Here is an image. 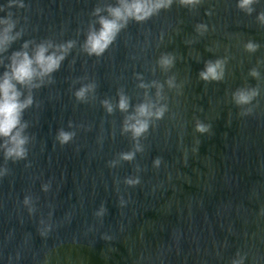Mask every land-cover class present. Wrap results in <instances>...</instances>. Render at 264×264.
<instances>
[{
	"label": "water",
	"instance_id": "95a60500",
	"mask_svg": "<svg viewBox=\"0 0 264 264\" xmlns=\"http://www.w3.org/2000/svg\"><path fill=\"white\" fill-rule=\"evenodd\" d=\"M22 2L24 8H6L9 0H0V17L12 12L23 30L0 54V74L25 41L77 43L53 82L33 90L24 113L33 138L28 157L8 161L0 178V264H231L240 257L264 264V27L256 19L264 0L251 15L237 0H202L194 9L174 3L145 22L130 21L101 57L81 45L94 9L116 0ZM248 41L259 45L255 53L245 51ZM164 53L176 57L167 72L157 64ZM225 57L223 81L199 80L206 61ZM137 75L164 84L168 112L141 138L143 151L133 161L111 167L133 141L121 134L127 113L108 114L101 101L115 106L122 90L131 112L145 99ZM172 76L179 89L167 87ZM93 82L95 98L78 102L74 92ZM256 86L259 96L245 106L251 114L240 115L232 93ZM147 91L155 99V88ZM197 120L211 131L197 133ZM61 128L76 133L63 146L56 140ZM127 178L140 182L129 186Z\"/></svg>",
	"mask_w": 264,
	"mask_h": 264
},
{
	"label": "clouds",
	"instance_id": "9594fccd",
	"mask_svg": "<svg viewBox=\"0 0 264 264\" xmlns=\"http://www.w3.org/2000/svg\"><path fill=\"white\" fill-rule=\"evenodd\" d=\"M174 3L194 9L202 3V0H116L115 6L111 4H107L103 8L97 6L92 13L96 19L89 24L81 50L88 56L101 57L130 21L145 22L158 15L162 10L170 9ZM258 3L259 0H237L236 7L245 14L251 15L255 11L254 5ZM13 6L25 7L22 0H9L6 8ZM0 11H5V7H0ZM102 13H106V15ZM256 19L264 27V11L258 13ZM17 23L18 20L13 19V13L10 11L6 16L0 17V54L7 52L10 46L23 35L22 29L16 30ZM196 31L202 35L207 31V26L203 23L197 24ZM76 43L75 40L64 43H55L50 39L39 43L29 40L23 43L20 50L12 52L8 57L5 71L0 74V153L3 154L5 161V166L0 167V178L9 173L6 166L8 161L17 162L28 157V145L33 138L27 134L26 130L29 124L24 120V113L34 104L33 90L41 88L45 83L53 82V74L60 69L62 62L76 46ZM30 47L31 51H29ZM244 48L249 53H255L259 45L248 41ZM175 59L173 54L164 53L159 57L157 64L162 71L167 72L174 67ZM226 64L227 57L206 61L204 69L198 74L199 80L206 83L223 81ZM249 75L257 80L260 79L257 68H252ZM137 79L141 81L137 86L146 90L145 99L136 104L131 112L129 111L130 97L122 90L117 93L118 101L115 106L108 99L101 101L102 107L108 114H112L117 109L121 113H127L123 119L121 134H129L133 141V150L120 153L117 160L110 162L111 167H115L120 161H133L136 153L143 151V146L140 143L141 138L145 137L150 127L154 126L156 121L163 119L168 112V105L163 103L167 99L164 95V84L156 80L145 83L140 75H137ZM165 83L169 89L181 87L176 84L174 76L169 77ZM96 87L94 82L83 84L74 92L76 100L87 103L90 95L94 99ZM151 88H155V99L151 98L147 91ZM259 94V86L240 87L232 93V101L243 109L240 115L251 114L252 109L245 106L252 104ZM71 127L72 124L69 122V128ZM211 128V125L199 120L195 123V131L200 134L209 133ZM75 135L74 131H66L61 128L57 131L56 140L63 146L72 141ZM161 162V158H156L154 166L159 167ZM139 182V178L125 180L129 186H135ZM48 187L49 185L45 184L44 191H47ZM23 203L28 207L29 213L35 211L30 196H25ZM104 212L105 209L102 206L96 215L103 216ZM43 223L41 221V224ZM47 230L48 226H45L41 235H45ZM231 264H243V257L234 259Z\"/></svg>",
	"mask_w": 264,
	"mask_h": 264
}]
</instances>
